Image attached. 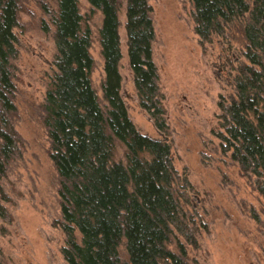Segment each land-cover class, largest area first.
Instances as JSON below:
<instances>
[{"label": "trees", "instance_id": "obj_1", "mask_svg": "<svg viewBox=\"0 0 264 264\" xmlns=\"http://www.w3.org/2000/svg\"><path fill=\"white\" fill-rule=\"evenodd\" d=\"M54 0L42 6L56 48L54 76L43 103L50 158L59 178L65 264H194L188 247L198 248L190 209L195 190L174 166L165 96L154 61L156 31L150 0H125L129 67L140 107L162 135L139 132L122 97L120 13L124 0ZM194 32L202 48L214 37L226 40L237 27L245 63L235 69V95L221 98L220 147L253 179L264 198V0H190ZM22 0H0V181L21 154L13 125L17 113L14 62ZM104 62L102 100L93 86V15ZM119 148L123 159L117 158ZM0 196L4 193L0 185ZM6 211L0 207V217ZM196 264V263H195Z\"/></svg>", "mask_w": 264, "mask_h": 264}, {"label": "rangeland", "instance_id": "obj_2", "mask_svg": "<svg viewBox=\"0 0 264 264\" xmlns=\"http://www.w3.org/2000/svg\"><path fill=\"white\" fill-rule=\"evenodd\" d=\"M120 13L122 97L128 113L143 135L163 138L139 104L134 76L129 67L126 7ZM21 28L17 31L19 58L14 62L17 113L13 125L21 138V154L0 181L4 199L0 207V264H65L61 250L65 237L56 222L61 219L59 178L50 158V142L43 124V103L54 76L56 55L52 33L42 6L54 0H22ZM84 16L90 12L80 1ZM156 39L154 61L165 96L166 119L174 166L195 188L191 207L196 223L198 248L188 247L194 264H264V198L253 179L244 176L238 164L223 154L219 133L218 104L235 95L233 79L243 57L244 42L237 27L227 39L213 38L202 48L194 32L190 0H150ZM102 15L95 13L91 54L94 89L102 100L104 62L99 29ZM119 148L117 158L123 159Z\"/></svg>", "mask_w": 264, "mask_h": 264}]
</instances>
